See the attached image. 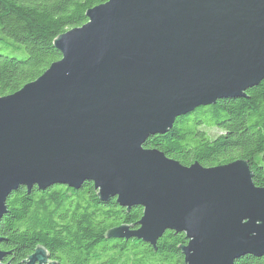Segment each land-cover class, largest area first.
Here are the masks:
<instances>
[{
  "label": "water",
  "instance_id": "water-1",
  "mask_svg": "<svg viewBox=\"0 0 264 264\" xmlns=\"http://www.w3.org/2000/svg\"><path fill=\"white\" fill-rule=\"evenodd\" d=\"M85 15L54 39L59 60L0 97V218L19 186L91 182L100 201L143 209L136 229L110 238L155 247L166 230L184 233V264L264 256V187L245 160L182 165L143 147L264 79V0H106Z\"/></svg>",
  "mask_w": 264,
  "mask_h": 264
},
{
  "label": "trees",
  "instance_id": "trees-1",
  "mask_svg": "<svg viewBox=\"0 0 264 264\" xmlns=\"http://www.w3.org/2000/svg\"><path fill=\"white\" fill-rule=\"evenodd\" d=\"M106 0H0V45L23 49L24 59L0 54V97L39 77L60 59L54 39L86 23V11ZM245 97L223 98L179 116L164 134L148 137L143 147L162 151L182 165L197 161L211 167L242 159L253 183L264 187V79ZM221 132L213 137L206 129ZM0 218V248L7 259L24 262L37 247L59 264H184V233L166 230L155 247L136 238L107 236L111 229L138 227L143 209L100 201L91 182L79 189L52 185L30 191L19 186L6 198ZM233 264H264V256L244 255Z\"/></svg>",
  "mask_w": 264,
  "mask_h": 264
},
{
  "label": "rangeland",
  "instance_id": "rangeland-1",
  "mask_svg": "<svg viewBox=\"0 0 264 264\" xmlns=\"http://www.w3.org/2000/svg\"><path fill=\"white\" fill-rule=\"evenodd\" d=\"M0 54L6 55L9 57L18 58V59H24L26 57V52L23 49H21L20 51H15L11 47L5 48V47H2L1 45H0ZM206 131L211 137L221 132V130H219L216 127L207 128Z\"/></svg>",
  "mask_w": 264,
  "mask_h": 264
},
{
  "label": "flooded vegetation",
  "instance_id": "flooded-vegetation-1",
  "mask_svg": "<svg viewBox=\"0 0 264 264\" xmlns=\"http://www.w3.org/2000/svg\"><path fill=\"white\" fill-rule=\"evenodd\" d=\"M121 240H123V239H121ZM0 251H3V252H7V251H5V250H3V249H1L0 248ZM9 254H7V255H5L4 257H3V259H2V263L3 264H6V263H9V264H15V263H12V262H10V261H5V259H7V256H8ZM17 264H23V262H18ZM43 264H59L57 261H55V260H53V259H50V257H49V255L48 254H45V260H44V263Z\"/></svg>",
  "mask_w": 264,
  "mask_h": 264
}]
</instances>
